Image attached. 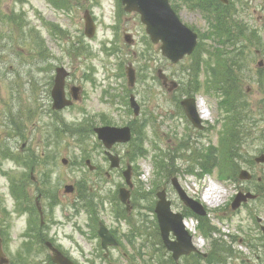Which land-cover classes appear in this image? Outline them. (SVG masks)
I'll list each match as a JSON object with an SVG mask.
<instances>
[{
  "label": "rangeland",
  "instance_id": "374dc122",
  "mask_svg": "<svg viewBox=\"0 0 264 264\" xmlns=\"http://www.w3.org/2000/svg\"><path fill=\"white\" fill-rule=\"evenodd\" d=\"M59 1L0 0L3 264H53L51 249L73 264H170L168 253L158 243L155 221L152 222L154 215L149 211L156 202L153 193L162 189L171 201L173 212L187 210L171 187V179L206 212L199 222L201 233L195 229V219H186L192 226L193 233L188 232L193 244L202 253L212 252V255L224 244L219 262L213 260L211 264H225L223 259L229 252L232 256L227 264H264V235L255 223L258 217L264 225V196L260 194L259 201L247 203L235 212L229 206L238 186L233 179L240 169L250 172L254 179L261 177L264 182V165L253 162L263 153L260 137L264 135V93L257 72L264 69V0H228L232 3L234 19L225 17L232 25L233 36L221 24L216 25V34L208 37L212 32L206 31L208 23L202 15L195 9L178 7L181 21L198 34L199 48L195 55L185 57L176 65L161 57L157 46L152 45L151 53L148 52L150 47L139 16L121 8L118 17L117 0H63L62 5ZM170 3L174 4L175 0ZM193 4L199 5L190 0L187 6ZM86 10L95 22L91 38L84 35ZM184 14L185 19L181 18ZM125 34L129 35L131 44L124 40ZM220 57L233 58L241 64L232 75L238 80L241 95L240 99L233 100V108L241 120L233 122V138L226 151L235 148L233 162L222 157L226 149L223 138L226 120L230 115L227 99L221 98L222 90L212 88V71L208 69L217 68L213 61ZM219 63L222 67L223 63ZM128 66L136 76L130 89L124 73ZM58 67L69 73L66 94L70 86L79 87L81 101L57 112L56 119L48 114V109L54 69ZM231 69L234 68L231 66ZM158 73L166 83L158 78ZM191 74L200 84L190 94L208 113L202 119L205 128L202 131L192 127L179 105L180 100L187 99L185 92L192 87ZM172 83L178 84V88L169 92ZM130 94L140 107L137 118L129 113L124 102ZM62 120L67 126L60 123ZM78 121L87 123L88 128L78 127ZM105 124L116 127L131 124L137 134L143 131L142 143L131 142L113 148L112 153L120 159L117 170L109 168L104 149L92 132ZM139 144L145 154L135 151ZM232 145L235 147L230 150ZM62 158L67 160L66 165L60 163ZM14 159L25 162V168L15 164ZM85 159L97 171L89 172L83 165ZM206 160H211L208 171L201 167ZM126 165L131 167L135 188L134 209L125 220H118L123 208L118 207L116 194L124 186L121 172ZM166 171L170 173L168 178L163 173ZM195 181L198 184H193ZM12 183L22 192L18 200L10 193ZM66 184L75 187L73 194H64ZM140 185L145 197L136 200ZM213 190L219 193V198L209 206L203 197H210L208 193ZM81 198L92 203V212L87 211ZM35 201L43 213L39 230ZM29 215L34 220L30 230L39 243L24 238ZM120 215L125 214L122 211ZM98 222L120 241V246L109 248L107 259H103L104 251L100 253L99 238L95 235ZM132 227L139 235L129 241ZM35 235L31 236L35 238ZM217 238L220 241L216 243ZM238 238L244 241L247 238L249 244H242ZM26 241L31 242L29 247ZM44 243L51 244L50 248ZM228 244L230 247H226ZM198 259H181L173 264H201Z\"/></svg>",
  "mask_w": 264,
  "mask_h": 264
},
{
  "label": "water",
  "instance_id": "95a60500",
  "mask_svg": "<svg viewBox=\"0 0 264 264\" xmlns=\"http://www.w3.org/2000/svg\"><path fill=\"white\" fill-rule=\"evenodd\" d=\"M226 2L225 0H221ZM121 3L125 6L127 12H137L140 15L141 23L145 26V32L150 37L152 43H160L161 54L168 59L171 63H177L184 56L190 55L196 44V35L192 33L188 28L183 26L177 19L174 12L170 9L167 4V0H121ZM84 29L85 35L90 38L94 34L93 21L88 12H85L84 16ZM127 43L130 41L127 39ZM160 74V73H159ZM126 75L128 79V85L130 87L134 84V72L132 69L128 68L126 70ZM67 73L63 68H57L54 77V86L51 90L52 99V109L62 110L65 107L72 105V102L67 100L64 95V81ZM161 79L163 77L159 76ZM175 84H172L171 89L175 88ZM79 90L76 88L71 89V98L73 100L78 99ZM185 106V113L193 125L197 128H201L199 125V119L195 112V106L193 100H185L182 102ZM130 106L137 115L139 112L138 106L135 104L133 97H130ZM94 133L98 141L101 142L105 148V156L110 162V168H118L119 159L116 156L110 154L109 149L115 143H125L129 140V130L128 129H117L113 127H99L94 129ZM256 164L264 163V155H260L254 159ZM62 164H66V160H61ZM87 168L92 171V167L88 160L85 161ZM125 185L130 189L132 187L130 182L129 168L122 173ZM240 180H249L251 176L246 171L242 170L239 172ZM171 184L177 192L180 200L185 206L192 209L195 213L199 215H204L201 206L188 199L183 191L179 188L175 179H171ZM125 188H120L118 190V200L121 204L125 205L127 212L130 211L128 205L129 200V190ZM73 192V187L71 185L64 186V193L70 194ZM157 202L155 205L154 213L156 215L157 224L161 240L167 251L172 253L173 260H177L181 255H188L190 252L194 251L191 246L190 237L184 231L182 217L179 214H174L170 211V202L165 198V192L161 191L156 194ZM255 196L251 193H241L238 192L234 197L231 209L236 210L239 208L240 204L246 202L247 200L254 199ZM259 221V220H258ZM264 231V227L261 228ZM169 233L175 237V241L169 240ZM98 237L100 239L101 248L106 250L107 247L115 246L116 242L114 238L108 233L106 228L99 224ZM50 248V244H46ZM54 255L51 257L53 264H72L67 258L62 256L59 252L51 249ZM2 253L0 249V264L5 263V259H2ZM106 257V254L104 255Z\"/></svg>",
  "mask_w": 264,
  "mask_h": 264
},
{
  "label": "trees",
  "instance_id": "16d2710c",
  "mask_svg": "<svg viewBox=\"0 0 264 264\" xmlns=\"http://www.w3.org/2000/svg\"><path fill=\"white\" fill-rule=\"evenodd\" d=\"M205 3L206 4H210L211 6H213L212 3H214V5H216L218 7L217 13L215 15V17H216V21H215L216 22V25H218V26L220 25L221 26V24H222L223 27L224 28H227V31L230 33L232 31L231 30L232 25L229 23L228 19L225 17V16H228L230 18H233L232 13H228V11L231 12L229 10V8L226 10V7H222V6L218 5L215 2V0H211V1L207 0ZM59 4L62 5L63 4V0H60L59 1ZM57 8H58V4H57ZM252 32L255 33L254 31H252ZM219 34L221 36V29L220 28H219ZM230 36H233V33L232 32L230 33ZM256 43L259 44V45H261L262 42L259 39H256ZM227 58L228 57H224V58L223 57H220L219 59L216 58V60L213 61V62L215 64V67L217 65V68L209 67L208 69H211V71H212V73H211V75H212L211 83L213 84V87L212 88L222 90L221 95H220L221 98L222 99H227L226 106L229 109L230 115L228 116V118L226 120L225 133H224V137H223L225 139V142H226V146H225L226 149H225V152L222 154V157L223 158L225 157L224 159L226 161L233 162L232 157H233L234 151H235V148H233V147H235V146H233V145L230 146V150H231V148H233V150H231L229 152H226V151H227L228 146H229V144H230V142H231V140L233 138V135L231 134V130L233 129V126H234L233 125V122H236V121L239 122L241 120V117L237 114V112L233 108V100L240 99L241 98V95H240L239 88H238V80H234L232 78V75H233L234 70L240 69L241 64H240V62L238 63L233 58L231 60L230 59L227 60ZM219 61L223 63L222 67H219L218 66ZM231 66L234 69H231ZM257 74H258V76H257L258 83H259V85H260V87L262 89V92L264 93V69H259L258 72H257ZM191 76H192V80H191V86L192 87L190 88V91L187 90L185 92L186 95H190V92L193 89H195V87L197 85L200 84V83H197L195 81V79H196V76L195 75H192L191 74ZM222 84H224L225 86L220 87L219 85H222ZM207 85H209V84H207ZM87 125H88L87 123H83L82 125H78V127H84V129H86V128H88ZM64 129H66V127H64ZM140 132H141V135H143L142 129L140 130ZM236 132H238V131H236ZM260 142H261V144L263 146V149H262L263 151L262 152L264 153V135H262L260 137ZM134 149H135V151H138L139 153H145L144 152V148L140 144L137 145V147H135ZM132 156L133 157L134 156L139 157L140 155H132ZM143 156L144 155H142V157ZM165 160H166V158H164V161ZM206 161H207L206 163H202V165H201V167H202V169L204 171H208L210 169L209 165L211 164V160H206ZM163 173L165 174L166 178H168V176H169L170 173L169 172L167 173V171L166 172H163ZM78 187L80 188L79 185H78ZM144 192L145 191H143L141 189V186H140L139 191L136 192V200L142 199V197L144 198L145 197ZM151 192L148 191L146 193L147 194L150 193V195H152ZM262 195L264 196V189L262 191ZM83 198L84 199H87L85 196H83ZM84 199H82L83 202H84V207L87 208V211H91L92 212L93 211L92 210V208H93L92 203H90V201H88V200L85 201ZM122 211L123 210H121V212ZM124 214H125V212H124ZM124 217H126V215H124ZM154 228L157 231V229H156L155 226H154ZM203 229H204V233H205L207 231L205 229V225L203 226ZM137 235H138V231H133L132 234L130 235L129 241H131V239L133 238V236H137ZM218 241H220L219 238H217L216 243ZM242 244H249V240L247 238H245V241L242 240ZM223 246H224V244L222 246H219V249H217V250H219V251H217V254L215 252V254L212 255V252H211L209 254V256H208L207 259H204L203 260L201 258H199V259L198 258H195V259H193V261H197V259H198V261L201 264L202 263L211 264L213 260H214V262H219L220 257H221L220 248L222 249ZM226 247H230V245L228 244ZM231 256H232V252H229V253H227L226 256H224V259L223 260L225 261V264H227V261L229 259H231ZM170 262H171L170 264H173L172 261H170ZM214 264H220V263H214Z\"/></svg>",
  "mask_w": 264,
  "mask_h": 264
},
{
  "label": "flooded vegetation",
  "instance_id": "af4514ba",
  "mask_svg": "<svg viewBox=\"0 0 264 264\" xmlns=\"http://www.w3.org/2000/svg\"><path fill=\"white\" fill-rule=\"evenodd\" d=\"M170 1L171 0H169V4H170V6H172V8H173V10L175 11V14L177 15V17L180 19V13L178 12V7H185V8H187V9H189L190 10V8L187 6V2H188V0H175V3L174 4H171L170 3ZM218 1V0H217ZM219 3H221L220 1H218ZM222 4V3H221ZM220 5V4H219ZM217 9H218V7L215 5V6H210L209 5V7H208V11L210 12V13H215L216 11H217ZM194 11H198V10H194ZM199 12V11H198ZM200 13V12H199ZM181 18H183V19H185V18H187V16H186V14H184V15H182L181 16ZM181 20V19H180ZM125 31V30H124ZM48 97V96H47ZM49 98H50V100H51V95H50V93H49ZM48 114L49 115H51V116H54V117H56V119H57V111H53L52 109H51V105H50V108L48 109ZM130 143V142H129ZM129 143H127V144H124V145H128ZM118 145H121V144H115V145H113L112 146V148H111V152H112V150H113V148H115V146H118ZM35 166V165H34ZM34 166H32L31 167V169H33V167ZM127 166H128V168H129V174H130V176H131V167H130V165H126L125 167L127 168ZM95 167V166H94ZM120 168V167H119ZM118 168V169H119ZM94 171H97V168L95 167L94 168ZM123 172V171H122ZM122 172H121V176H122ZM105 175V177H108V174L107 173H105L104 174ZM243 185H240V187L237 189V191L238 190H243V191H245L244 189L245 188H243L242 187ZM133 190V189H132ZM131 190V191H132ZM52 197V196H51ZM39 198H41V197H39ZM37 243H39L38 241H37Z\"/></svg>",
  "mask_w": 264,
  "mask_h": 264
},
{
  "label": "bare ground",
  "instance_id": "6f19581e",
  "mask_svg": "<svg viewBox=\"0 0 264 264\" xmlns=\"http://www.w3.org/2000/svg\"><path fill=\"white\" fill-rule=\"evenodd\" d=\"M197 109H198V114L200 116L201 119H205L208 117V113L205 110L204 106L202 105L201 102H197ZM213 195H211L210 197H203V201L205 202V204H208L209 206H212V204H215L216 201L219 198V193H217L215 190H213ZM215 194V195H214ZM185 229L190 230L192 233V226L185 220L183 223Z\"/></svg>",
  "mask_w": 264,
  "mask_h": 264
}]
</instances>
